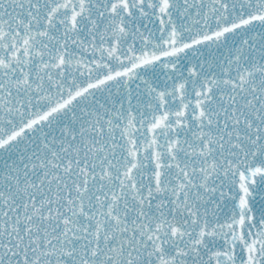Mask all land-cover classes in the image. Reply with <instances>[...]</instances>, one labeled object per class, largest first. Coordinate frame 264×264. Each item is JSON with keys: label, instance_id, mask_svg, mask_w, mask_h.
Masks as SVG:
<instances>
[{"label": "snow or ice", "instance_id": "obj_1", "mask_svg": "<svg viewBox=\"0 0 264 264\" xmlns=\"http://www.w3.org/2000/svg\"><path fill=\"white\" fill-rule=\"evenodd\" d=\"M0 264H264V0H0Z\"/></svg>", "mask_w": 264, "mask_h": 264}]
</instances>
